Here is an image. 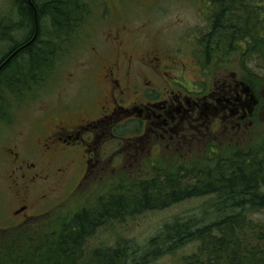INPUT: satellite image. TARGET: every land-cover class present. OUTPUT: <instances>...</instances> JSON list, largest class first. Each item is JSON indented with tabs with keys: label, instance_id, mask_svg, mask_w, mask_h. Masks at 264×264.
Instances as JSON below:
<instances>
[{
	"label": "trees",
	"instance_id": "1",
	"mask_svg": "<svg viewBox=\"0 0 264 264\" xmlns=\"http://www.w3.org/2000/svg\"><path fill=\"white\" fill-rule=\"evenodd\" d=\"M206 4L208 10L202 11L207 28L197 31L206 65L226 62L233 55L247 69L245 77L261 90L264 0H207ZM17 5L30 30L0 58L3 97L23 96L31 82L42 85L55 71L57 60L68 55L63 50L73 42L71 35L84 26L81 0H18ZM44 20L51 27L47 36L41 27ZM250 63L255 66L249 67ZM7 103L5 108L9 99ZM208 152L206 158L174 171L159 168L156 175L123 186L124 191L106 190L70 215L1 228L0 264H155L191 244L194 252L171 264H264V218L253 217L264 215V142L255 148L239 145ZM202 197L209 201L200 204L194 216H176L142 248L125 238L114 244L90 243L98 231L126 223L129 216ZM53 222L54 226L39 228Z\"/></svg>",
	"mask_w": 264,
	"mask_h": 264
},
{
	"label": "flooded vegetation",
	"instance_id": "2",
	"mask_svg": "<svg viewBox=\"0 0 264 264\" xmlns=\"http://www.w3.org/2000/svg\"><path fill=\"white\" fill-rule=\"evenodd\" d=\"M121 32L120 27L113 31L116 55L100 61L101 49L92 52L93 60L103 64L99 82L104 99L95 115L87 118L83 114L71 126L56 123L36 143L25 133H17L11 145L4 146L2 165L8 169V186L17 200L13 219L21 218L22 225L49 216L40 213L43 208L70 207L71 193L76 189L80 192L84 185L93 188L102 172L109 180L131 176L128 170L152 174L148 169L158 167L165 153L172 156L173 165L193 163L206 158L209 150L226 144L239 146L254 127L264 100V85L258 90L249 76L230 70L231 58L219 65H206L202 44L194 53L195 66L186 68L173 53L158 46L141 53H124L126 32ZM176 70L180 73L174 74ZM190 72L192 78L186 75ZM85 93L87 99L78 107L66 102L62 107L48 108L53 120H59V113L66 109L78 112L93 108L91 95L87 90ZM254 99L258 100L256 105ZM73 153L79 155L73 157ZM55 174L62 183L53 181ZM75 183L71 192L69 187ZM62 190L66 193L60 194ZM35 200L38 204L34 205ZM83 204L77 211L85 208ZM30 209L38 213L28 214Z\"/></svg>",
	"mask_w": 264,
	"mask_h": 264
},
{
	"label": "rangeland",
	"instance_id": "3",
	"mask_svg": "<svg viewBox=\"0 0 264 264\" xmlns=\"http://www.w3.org/2000/svg\"><path fill=\"white\" fill-rule=\"evenodd\" d=\"M17 1L0 0V58L10 49L16 39L22 41L28 35V30H30L28 20L19 13ZM46 1L50 0H39L40 3ZM81 1L85 3L83 11L85 18L82 23L84 26L78 30L76 29L71 35L73 42L65 44L66 50H63V52L66 51L64 55H68H63V58L60 57L57 60L56 68L53 67L55 71L52 74H47L46 81L42 85H39V82H31L25 88L23 96L17 97L9 93L3 97L0 94L4 99H0V229L12 227L13 225L24 227L20 221L21 218L19 221L13 219L16 216L12 213L17 200L14 199L15 192L8 186V169L2 165L1 158H3L4 146L9 147L16 139L15 135L20 132L25 133L27 139L30 136L31 141L36 143L38 138L45 133H49V130L53 129L56 123L64 122L63 124L71 126L78 122L81 115L84 114L87 118H90L98 112L104 99L103 85L99 82L100 70L103 64H100L98 60H93L92 52L95 48L101 49L100 61L108 60L107 58L111 54L116 55L118 47L113 41V31L115 29L120 27V31L126 32L124 35L126 36L127 46L124 53H134L135 51L141 53L158 46L168 54L173 53L180 64L183 62L186 68L195 66L193 63L196 58L194 52L202 45L199 43L198 32L205 31L207 28V20H205L203 13V11L208 10L207 0H107L109 1L108 4L105 0ZM22 22L25 24L24 27ZM41 27L44 35L47 36V32L51 30L47 20L41 23ZM78 33L82 38L78 37L77 39ZM73 46H75V49H73ZM216 64L218 63H214V65ZM250 64L249 67L253 65V63ZM228 66H230V70L235 71L238 75L246 76L248 74L247 69L240 64V59L235 58L233 55H231V63ZM221 70L224 71L225 68ZM179 73L177 70L174 71V74ZM186 75L189 78L193 77L191 72ZM86 90L88 95H91L89 102L93 108H85L78 112L66 109L59 113V120H53L48 108L62 107L66 102H71L73 108L78 107L87 99ZM261 92L259 91L260 95ZM7 99H9V106L5 108L4 104L8 105ZM262 99H264L263 93ZM263 101L259 109L260 113L254 122V127L246 134L245 139L239 143L241 147L253 146L255 148L256 145L264 142ZM231 147L226 144L223 148L229 150ZM77 155L79 154L73 153V157ZM163 155L160 160L161 164L158 167H150L148 172L156 175L159 168L174 171V168L182 163L179 162L173 165L172 156L168 153ZM56 158L59 159V157ZM46 161H51L54 164L59 163V161L50 158H46ZM126 173L131 176L127 178L116 176L115 180H109V176H106L107 173L102 172L101 179L96 181L93 188L84 185L80 192L76 188L73 192L75 183L73 187H69L73 192L70 195L73 201L70 207L64 209L47 207V209L43 208L40 213L44 212L45 216L49 215L48 217L53 218L65 216L68 211H76L77 206L82 207L83 202H85V206L92 203L95 197L102 193L105 194L106 190L117 188L124 191V187L128 188L127 184L129 182L131 184L151 175L145 173V170L137 174L130 170ZM52 178L53 181L62 183L58 175L55 174ZM67 189L68 186L65 190L68 191ZM63 191L60 194L66 193V191ZM205 200L206 202L209 201V197L187 200V202L164 208V210L152 209L129 216L126 223L118 222L119 224H116L114 228L109 227L98 231L92 237L90 243L92 246L101 242L114 244V241L125 238L129 239L128 242L136 243L142 248L163 229L167 222L174 221L176 216H194V213L199 209V205L204 203ZM33 203L34 205L38 204L36 200ZM37 208L42 207L38 206ZM36 211L38 210L33 211L30 209L27 212L35 215L38 213ZM253 217L257 219L264 218V215L258 213ZM54 225L55 222L40 224L39 228L43 230V228L47 229L49 226ZM194 250L195 245L191 244L177 253V256L166 255L171 257L159 260L155 264H171L180 255H189Z\"/></svg>",
	"mask_w": 264,
	"mask_h": 264
},
{
	"label": "water",
	"instance_id": "4",
	"mask_svg": "<svg viewBox=\"0 0 264 264\" xmlns=\"http://www.w3.org/2000/svg\"><path fill=\"white\" fill-rule=\"evenodd\" d=\"M254 100L255 101H254L253 105H256L258 103V100H256V99H254Z\"/></svg>",
	"mask_w": 264,
	"mask_h": 264
}]
</instances>
